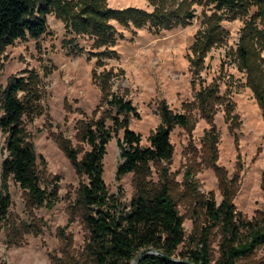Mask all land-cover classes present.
<instances>
[{"label":"rangeland","instance_id":"374dc122","mask_svg":"<svg viewBox=\"0 0 264 264\" xmlns=\"http://www.w3.org/2000/svg\"><path fill=\"white\" fill-rule=\"evenodd\" d=\"M57 1L61 5L70 0L52 3ZM239 4L228 11L216 8L211 0H159L153 5L147 0H105L106 8L156 10L178 22L154 33L147 26L133 29L109 21L115 44L103 47L90 33H75L53 11L47 16L46 33L38 39L0 45V91L11 76H22L28 81V92L39 94L37 113L31 120L24 116L23 124L36 156L41 186L50 189L57 185L58 197L50 207L30 212L24 192L8 181L10 206L7 221L0 222V264H93L86 250L88 231L79 208L73 205L84 179L76 175L58 143L61 137L81 152L88 149L77 140L75 125L100 117L103 110L92 72L99 81L108 71L113 76L112 90L131 100L139 118L131 117L128 127L141 136L142 146L148 145L149 134L160 123L156 109L162 100L189 119L186 128L175 127L170 133L171 160L150 163L145 178L148 187L168 181L183 220L185 241L179 249L193 247L190 239L196 241L207 228L211 262L219 256L222 233L217 226L207 227L203 208L207 199L216 205L221 201L217 168L236 187L232 198L236 212L259 221V211L264 209V120L247 86L238 47L244 45L245 53L252 56L264 84V0H241ZM80 9L74 1L65 12L81 14ZM248 30L253 31V38L246 34ZM205 39L215 42L203 48ZM200 88H211L216 95L210 110L198 108L195 94ZM25 93L19 92L18 98L28 97ZM30 102L36 105L32 96ZM211 126L217 138L213 167L209 142L204 140ZM5 137L0 131V170L6 156ZM120 137L121 132L106 145L102 177L109 193L121 192L120 201L127 204L134 194L132 176L115 180ZM236 264H264V245Z\"/></svg>","mask_w":264,"mask_h":264},{"label":"trees","instance_id":"16d2710c","mask_svg":"<svg viewBox=\"0 0 264 264\" xmlns=\"http://www.w3.org/2000/svg\"><path fill=\"white\" fill-rule=\"evenodd\" d=\"M74 1L77 6H81V14L65 12L67 6L71 9ZM147 1L153 5L159 0ZM211 2L218 9L234 11L241 0ZM53 11L67 26L70 24L75 33H90L103 47H113L115 44L114 28L109 21L133 29L147 26L154 33L170 29L178 22L176 17L172 20L168 15L156 14V10L146 12L132 7L123 10L106 8L105 0H70L61 5L59 1L52 3V0H0V45L8 46L16 40L27 38L38 39L46 33L47 16ZM246 34L254 37L251 30ZM243 38L241 36L240 42H243ZM214 42L205 39L202 47H209ZM247 42L246 46L249 39ZM238 56L247 73V86L264 120L262 73L253 67L254 60L245 53L244 45H239ZM112 77L106 71L97 81L92 72L91 78L101 93L103 110L100 117L89 118L75 125L77 140L86 144L88 149L81 152L71 146L69 139L58 137L59 146L76 175L84 179L77 187L73 205L79 208L88 231L86 250L93 264H130L137 259V264H236L253 255L258 247L264 245V209L259 211L261 215L258 222L247 220L236 212L232 203L236 187L227 183L225 172L220 168H217L216 176L218 188L221 189V201L217 205L210 199L203 202L209 222L207 227L217 226L222 233L219 256L211 262L207 228L196 241L190 239L193 247L179 249L185 241L183 220L168 181L162 180L148 187L145 178L150 172V163L161 164L171 160L173 147L170 133L175 127L186 128L189 119L184 113L172 111L162 100L156 109L160 123L149 134L148 145L142 146L141 136L128 127L129 119H138L139 115L130 99L112 90ZM27 84L28 81L22 76H11L0 91V131L6 135V156L0 170V222L3 223L7 221L10 206L9 180L24 192L25 205L30 212L33 208L50 207L58 199L57 185H51L50 189L41 186L36 156L23 124L24 116L31 120L38 111L39 99L36 97L39 94L37 91L29 93ZM21 91H26L28 97L19 99L18 93ZM213 93L211 88H200L196 92L195 100L200 110L211 109L212 98L216 96ZM31 96L36 107L30 102ZM205 118L209 120L207 115ZM120 132L121 137L117 138L119 163L115 180L119 181L122 176L131 174L134 194L127 204L121 203V192L117 195L109 193L102 177L106 145ZM204 140L209 142L210 167H213L217 159L214 157L217 140L214 126L206 132ZM40 162L44 163L41 156ZM220 171L222 173L219 174Z\"/></svg>","mask_w":264,"mask_h":264},{"label":"water","instance_id":"95a60500","mask_svg":"<svg viewBox=\"0 0 264 264\" xmlns=\"http://www.w3.org/2000/svg\"><path fill=\"white\" fill-rule=\"evenodd\" d=\"M137 263H138V259L133 264H137ZM183 263H188V262L187 261H183Z\"/></svg>","mask_w":264,"mask_h":264},{"label":"bare ground","instance_id":"6f19581e","mask_svg":"<svg viewBox=\"0 0 264 264\" xmlns=\"http://www.w3.org/2000/svg\"><path fill=\"white\" fill-rule=\"evenodd\" d=\"M131 264H133V261H132V263Z\"/></svg>","mask_w":264,"mask_h":264}]
</instances>
